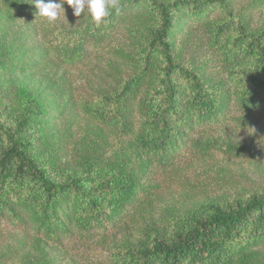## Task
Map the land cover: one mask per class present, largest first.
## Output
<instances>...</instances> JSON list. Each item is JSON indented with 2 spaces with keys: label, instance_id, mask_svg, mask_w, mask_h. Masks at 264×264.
I'll return each instance as SVG.
<instances>
[{
  "label": "trees",
  "instance_id": "trees-1",
  "mask_svg": "<svg viewBox=\"0 0 264 264\" xmlns=\"http://www.w3.org/2000/svg\"><path fill=\"white\" fill-rule=\"evenodd\" d=\"M120 5L96 27L66 3L50 24L31 0H0L34 32L0 35V106L32 72L47 87L25 86L24 114L0 120V264H264V185L234 175L256 152L230 133L264 142V0ZM94 62L106 78L69 95ZM179 180L180 198L221 191L183 206Z\"/></svg>",
  "mask_w": 264,
  "mask_h": 264
},
{
  "label": "rangeland",
  "instance_id": "rangeland-1",
  "mask_svg": "<svg viewBox=\"0 0 264 264\" xmlns=\"http://www.w3.org/2000/svg\"><path fill=\"white\" fill-rule=\"evenodd\" d=\"M245 2L246 0H237V6L240 7L244 5ZM68 7H69L68 9L69 13H72V15H74L73 9L70 6ZM89 17H91L90 14L89 15L81 14V17L75 16L78 23H81L82 21H84V19L89 18ZM26 30L27 29L24 28L23 19L13 18V17L6 16L5 14L0 13V35L4 34L7 37L6 40L8 44L18 43L17 38L19 34L21 33H24V35H20V38L31 36V35L33 36L34 32H26ZM97 66L98 64L94 62L91 64L89 69H85L81 72H75L73 76L71 77V82H73L72 83L73 85H70L66 89V92L69 95L74 94V93H76V95L80 94V95H86V96L93 94L94 91L91 90L90 84L94 83V81L98 83L99 82L98 79L102 75H103L102 78H106L107 70H108V66H101L103 74L99 73V71L96 69L98 68ZM126 69H129V66H126V65L121 66V70H126ZM55 70L56 69H54V72ZM58 72L60 74L62 73L61 71H58ZM45 81L46 79H45L44 71L42 72L35 71L29 75H26L25 77H20L12 89L13 97L11 101L9 102V105H8L9 108L6 110V107H5L6 102L1 103L0 120H3L5 116H10L12 118L22 116L24 114L23 112H25L28 106L27 99L24 95L25 94L24 92H26V90L24 89L25 86L28 88H32V89H35V88L38 89L39 87H41L42 90H46L47 87H46ZM52 93H53V90L48 91L47 94L42 95L41 98L43 101L41 102L42 106L40 108H42L43 105L53 100ZM47 115L49 116L48 113ZM86 125L87 124L83 123L80 117L74 125L75 131L77 130V132L80 133L85 128ZM230 133L233 136H235L239 142L246 144L248 149L252 151L254 150L256 152L255 156H251L243 160H238L236 162L237 168L235 172L237 174H234V175L237 177V179H235L237 184L235 185V187L248 191V189H250L251 187L264 185V142L255 141L253 134L250 133L249 131H237L236 129H233V131L230 130ZM203 174H204L203 167H198L197 169L196 168L192 169L189 172V178H192L195 181H197L196 176L203 175ZM203 177L204 176H201L198 180H206V179H203ZM180 180L178 182L174 181L175 183H173L172 185L173 189L170 191V193L172 192L173 194V190L178 192L177 200H179L178 202L181 203V205L183 206H188L191 202L196 201V200L197 201L202 200L201 196H204V194L213 195L221 191L215 182V184L207 187V192L205 193L203 191V188L201 187V182H199L196 185V189L193 190L192 188L188 187V190L186 193L187 196L185 197L183 196L182 198H180V194L182 193V190H183V185L181 184ZM220 183L222 182L218 181V184ZM227 184H226V187L228 186ZM191 186L195 187V185H191ZM230 187L231 185L228 186V188ZM213 190H216V191L212 193ZM6 239H10V238L6 237L4 239V242H6ZM4 242H1L0 246Z\"/></svg>",
  "mask_w": 264,
  "mask_h": 264
},
{
  "label": "clouds",
  "instance_id": "clouds-1",
  "mask_svg": "<svg viewBox=\"0 0 264 264\" xmlns=\"http://www.w3.org/2000/svg\"><path fill=\"white\" fill-rule=\"evenodd\" d=\"M37 9L36 17L45 19L48 23L56 22L61 13L65 12V3L73 9L76 17L81 14L91 16L96 27L105 24L115 12L121 11L120 0H31Z\"/></svg>",
  "mask_w": 264,
  "mask_h": 264
}]
</instances>
